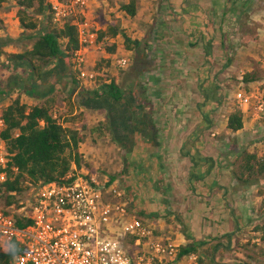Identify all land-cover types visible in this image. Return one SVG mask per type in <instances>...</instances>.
Segmentation results:
<instances>
[{
    "label": "rangeland",
    "instance_id": "obj_1",
    "mask_svg": "<svg viewBox=\"0 0 264 264\" xmlns=\"http://www.w3.org/2000/svg\"><path fill=\"white\" fill-rule=\"evenodd\" d=\"M128 1L99 0L94 3L93 15L102 28L101 31L106 30L114 21H120L119 25L122 27L123 34L117 38L105 37L101 41L104 43L103 50L107 54L96 60L95 69L101 76L95 84L81 81L76 55L68 57L75 67L74 77L83 84V91L93 92L95 89H100L106 79L108 81L116 79L124 92L128 93L130 89L139 92L146 91L143 93L145 94L143 96L146 104L145 109L154 103L161 108L164 105H173L178 102L184 109L179 112L181 114L179 119L193 121L196 125L193 129L191 128V134L196 137L195 141L205 135L209 137L212 142L210 144L212 150L209 149L208 153L211 152L216 157L217 161L213 160L214 164L218 162L222 166L228 167L230 172L236 175L237 179L231 175L230 183L236 179L241 185H254L256 186L254 188L257 192L256 195L261 198L258 203L255 198L254 202L252 201L253 204H249V211H245V213L243 211V214L237 212L236 208L238 209L239 206L226 205L224 208L226 213H221L222 216L218 215L217 222L208 224L205 222V225H198V228H201L199 237L190 234V229L181 214L172 212L168 208L164 210L158 206L160 212L158 209L154 210L157 211L152 212L156 213L155 217H151L134 203L140 198L141 192L133 191L132 185L129 184L130 176L134 175L130 173L129 164L132 161L130 162L129 158L126 159L127 153L124 147L117 145L119 144L116 142L118 132L114 127L111 131L104 126L100 128V124L94 128L88 126L84 128L88 134L89 141L87 140V142L93 146L101 143L104 147H114L113 152L109 150L112 159L109 161L110 165H104L97 170V175L93 174L92 176V173H89L88 177L96 176L98 180H101L116 176L119 185L128 192L138 218L154 222L164 234L178 238L183 243V247L196 243L198 246L195 252L202 257L205 264H264V231L258 230L264 225V175H254L246 183L238 180V176L244 170L242 151L248 149L250 153L257 154V159L264 161L258 156L261 147L264 146V119L256 116L255 106L246 111L235 98V94L239 91L253 93L255 94L253 99L255 105L259 99L264 97V43L260 45L256 41L259 39L257 30L264 24L260 20H252L251 15L246 14L237 15L230 12L227 17H223L219 5L221 2L217 0L219 6L216 5L210 11L209 19L206 17L213 23L212 28L216 29L215 36L218 37V46L214 47L213 56L210 59L212 62L207 63L211 73L205 79L208 86L204 90V79L200 76L199 91L197 89L195 90L196 94L189 96L186 92L192 88L193 83L191 80L193 75L190 73L197 69L198 71H194V73L198 74L200 69L198 64L191 61L195 57L194 54H189L192 52L191 43H194L195 39L201 40L204 34L200 32V29V31H196V34L188 33L191 26L196 25L195 22L192 25L189 24V14L186 13L181 18H175L173 11L183 10L179 0H139V11L145 9V12L136 17H130L122 10V5L129 3ZM239 2L242 3L241 0ZM263 5L264 0L253 2L254 10L257 7L262 8ZM17 10L18 6L14 0L4 4L0 10L2 21L0 36L8 34L15 37L14 43L17 45H28V34L24 33V29L20 25ZM56 25L62 26L57 23ZM125 35L132 40L141 41L140 47L129 50L126 46ZM10 36L1 38L9 42L7 39ZM114 45L116 51L112 53L110 48ZM201 46L202 49L205 48L204 41ZM121 56L130 59V64L124 69L118 67V59ZM180 58L183 61L182 64L179 62ZM196 58L200 59L201 56L197 54ZM97 65L100 69L97 68ZM179 73H184V75L180 76ZM248 74L253 79L255 78V81L247 82L245 78ZM178 91H183L181 96H171ZM206 95L210 98L209 100H206ZM57 110L58 119L63 122L61 109L57 107ZM238 110L243 112L245 128L239 132H233L228 128V119L231 113ZM205 114L209 116V120L205 118ZM195 141L190 146L196 145ZM196 153L197 156L200 155L199 150ZM134 163L137 164V162ZM85 166H89V164L85 163ZM83 168L79 169L73 164V170L79 176L87 175L88 172H83ZM134 176L142 183L140 187L146 188L147 185L141 181V176ZM41 184L43 183H28L26 191L17 198L21 201L26 200ZM164 199L166 198L164 197ZM150 202L152 204L160 202V205L167 203V201L158 200L156 195L150 199ZM5 204L6 199L0 192V206H5ZM223 215L225 216L223 217ZM203 242L204 244H200Z\"/></svg>",
    "mask_w": 264,
    "mask_h": 264
},
{
    "label": "crops",
    "instance_id": "obj_2",
    "mask_svg": "<svg viewBox=\"0 0 264 264\" xmlns=\"http://www.w3.org/2000/svg\"><path fill=\"white\" fill-rule=\"evenodd\" d=\"M179 1L183 10H174L175 18H181L186 13L189 14V24L192 25L195 22L196 25H192L188 33L196 34V31L200 29L201 31H199L204 34L201 40L195 39V42L191 43L192 52L189 54L195 56L191 61L198 64L199 68H203V70L199 69V77L197 73H194V71H198L197 69L191 71L193 89L190 88L186 92L190 96V94H196L195 90L200 87V76L205 83L206 76L211 74L209 65H207L208 58L201 45L204 41L206 46V43L213 38L214 45L218 46V37L215 36L216 29L212 28L213 23L208 20L210 11L218 3L217 0ZM232 1L236 3L235 11L232 8ZM232 1L229 3L228 0H220L219 5L223 17H227L230 12L237 15L246 14L251 15L252 20H260L264 24V5L262 8L257 7L254 10L253 2L255 0H245L244 2L241 0L242 3L239 0ZM97 2L99 0L94 1V3ZM144 10H138L137 15L144 14ZM259 17L260 19H258ZM19 22L21 25L20 18ZM40 28L42 27L40 26ZM39 30L26 31L24 29V33L28 34V45H17L14 43L15 37L8 34L0 36H10L7 39L9 42L4 48V54L0 56V109L9 106L17 98L29 106L43 105L48 100H56L55 109L57 110L59 107L63 117L61 123H64L65 127L78 129L82 135L86 136L80 151L84 155L86 163L89 164L83 168V172H88L87 176L89 173H92V176L93 174L97 175L99 168L110 165L112 154L109 150L113 152L114 147H104L101 143L95 146L90 145L87 142L88 134L84 128L86 126L94 128L101 122L109 123L111 128L114 127L118 132L116 142L119 144L117 145L124 147L127 153L126 159L129 158L130 162L132 161L129 164L130 173L141 176V181L147 185L146 188H141L142 183L134 175L130 176L129 184L132 185V190L141 192L140 198L134 203L151 217H155L156 213L152 212L157 211L154 210L158 209L160 212V209L166 210V208L181 214L190 229V234L194 236L199 237V233H201V228H198L199 224L202 226L205 225V222L207 224L217 222L218 215L226 213L224 209L226 205L239 206L241 210L239 208L236 210L243 214V211L244 213L249 211V204H253L252 201L255 198L257 203L259 202L261 197L256 195L257 192L254 189L256 186L239 184L236 180L237 177L230 172L228 167H224L218 162L213 163V160L217 161V159L212 155L213 153H208L209 149L212 150L210 145L212 142L209 137L205 135L195 141L196 137L191 134V128L193 129L196 125L193 121L179 119L181 117L179 112L184 109L178 102L173 105H164L161 108L154 103L145 109L146 104L143 99L145 90L139 92L130 89L128 93L124 92L125 99L122 102L111 100L105 95H96L95 91L101 88L95 89L93 92H84L83 84L75 83V67L68 57L52 60L49 66L44 68L42 78L35 76L27 64L19 69L15 68L14 64L7 59L6 54H17L32 49L39 39ZM257 31L259 39L256 41L262 45L264 43V25L259 26ZM103 44L102 42L99 46L91 48L88 53L90 65L95 66L96 60L107 54L103 50ZM19 48L20 51L17 50ZM197 54L201 56L200 59L196 58ZM179 62L183 63L182 60ZM179 74L180 76L184 75V73ZM181 79L180 77L179 80L181 81ZM111 81L112 79L105 83ZM117 83L119 84L118 80ZM207 86L208 84L205 83L204 90ZM181 92L183 91H178L171 96H181ZM183 107L185 106L183 105ZM173 113H175L174 116ZM194 141L196 145L190 146ZM197 150L200 152L199 156H197ZM192 157L196 158L195 161L192 160ZM119 171L121 172V169ZM231 175L236 178L233 183H230ZM112 181L119 184L117 177ZM155 195L158 200L167 201V203L164 205H160V202L152 204L150 199ZM158 206L161 208L159 209Z\"/></svg>",
    "mask_w": 264,
    "mask_h": 264
},
{
    "label": "built area",
    "instance_id": "obj_3",
    "mask_svg": "<svg viewBox=\"0 0 264 264\" xmlns=\"http://www.w3.org/2000/svg\"><path fill=\"white\" fill-rule=\"evenodd\" d=\"M95 0H50L53 20L77 27L81 48L75 53L79 78L95 84L100 75L88 53L99 46L101 27L94 17ZM130 59L121 56L118 67ZM239 91L238 103L254 107L264 119V97ZM54 117L58 119L57 110ZM6 127L0 119V131ZM264 159V146L258 154ZM11 154L0 139V168ZM7 178L2 172L1 181ZM21 248L12 264H205L196 252L182 253L183 243L163 233L154 222L138 218L125 188L111 178L80 175L74 182L41 184L19 204L0 207V252Z\"/></svg>",
    "mask_w": 264,
    "mask_h": 264
},
{
    "label": "trees",
    "instance_id": "obj_4",
    "mask_svg": "<svg viewBox=\"0 0 264 264\" xmlns=\"http://www.w3.org/2000/svg\"><path fill=\"white\" fill-rule=\"evenodd\" d=\"M9 1L0 0V10ZM14 1L18 6L17 12L21 25L26 31H38L40 26L42 28L39 30V39L32 49L17 54H6L7 59L17 69L25 64L29 65L34 75L42 78L44 68L49 66L52 60L70 57L81 48L77 27L70 23L58 27L53 20L50 0ZM228 1L231 3L232 0ZM232 8L235 11V1H232ZM122 10L130 17L137 16L138 0H131L129 3L123 4ZM119 23L120 21H114L106 30L100 31L99 40L103 41L105 37L117 38L123 34ZM1 25L0 19V27ZM125 38L129 50L140 47L141 41L132 40L127 35ZM7 44L6 39L0 37V56L4 54V48ZM214 47V39L212 38L204 48L208 58L207 63L212 62L210 58L213 56ZM110 51L115 52L116 46L110 48ZM97 68L100 69L98 65ZM100 76L101 74L98 78ZM245 79L247 82L255 81V78L253 79L249 74L246 75ZM74 80L77 85L81 84L82 80L80 81L76 77ZM95 94L108 96L117 102H122L125 99L124 91L116 79H112L110 83H104L100 90L95 91ZM207 96L206 100H209L210 98ZM55 107L56 100L54 99L48 100L43 105L29 106L17 98L9 106L0 109V119L4 120L6 125L0 131V139L6 142L11 154L8 167L6 169L0 168V176L2 172L7 174L5 181L0 180V192L6 199L5 206L0 207L6 208L13 204H19L21 200L17 197L26 191L27 184L30 182L69 184L79 177L73 170V164L79 169L85 166L84 155L80 149L86 140V136L82 135L78 129L65 127L64 123L56 119L54 117ZM204 116L209 120L208 115L205 114ZM102 126L110 131L112 129L109 123L101 122L99 127ZM228 128L233 132H239L245 128L244 115L241 110L230 114ZM242 153L244 170L238 179L246 183L254 175H264V161L257 159V154L250 153L248 149ZM195 159L192 157L193 161ZM115 179L116 176H113L112 180ZM258 230L264 231V225ZM200 244H204V242ZM197 246L196 243H191L182 248V253L195 252ZM20 252L21 248L18 244H15L9 252H0V264H12ZM201 262L204 263L203 260Z\"/></svg>",
    "mask_w": 264,
    "mask_h": 264
}]
</instances>
